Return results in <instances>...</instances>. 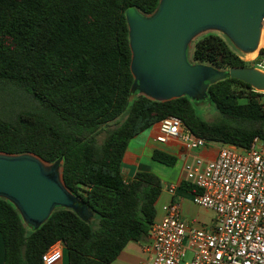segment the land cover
Segmentation results:
<instances>
[{
  "label": "trees",
  "instance_id": "obj_1",
  "mask_svg": "<svg viewBox=\"0 0 264 264\" xmlns=\"http://www.w3.org/2000/svg\"><path fill=\"white\" fill-rule=\"evenodd\" d=\"M159 2L0 0V152L60 160L65 185L93 212L85 221L56 207L34 228L0 197L3 264H43L42 254L56 241L68 250V264H110L130 240L146 239L161 180L144 170L126 179L121 164L130 140L164 117H179L208 142L247 147L256 136L264 139V92L239 79L208 86L217 120L204 119L187 95L159 101L131 93L125 12L152 14ZM192 57L221 68L250 66L216 32L194 41ZM152 158L175 163L161 150ZM180 187L197 191L186 181Z\"/></svg>",
  "mask_w": 264,
  "mask_h": 264
},
{
  "label": "water",
  "instance_id": "obj_2",
  "mask_svg": "<svg viewBox=\"0 0 264 264\" xmlns=\"http://www.w3.org/2000/svg\"><path fill=\"white\" fill-rule=\"evenodd\" d=\"M134 76L131 93L165 101L187 95L206 99L210 84L227 77L264 92V71L191 63L187 51L202 33L222 32L238 51L257 48L264 27V0H160L152 14L125 12ZM0 197L12 202L25 224L39 227L56 207L90 221L93 212L65 185L61 161L33 153L0 152Z\"/></svg>",
  "mask_w": 264,
  "mask_h": 264
},
{
  "label": "built area",
  "instance_id": "obj_3",
  "mask_svg": "<svg viewBox=\"0 0 264 264\" xmlns=\"http://www.w3.org/2000/svg\"><path fill=\"white\" fill-rule=\"evenodd\" d=\"M156 124L157 142L177 139L187 150L183 180L197 189L193 201L212 209L215 219L189 226L177 201L163 204L162 217L148 230L152 256L144 264H264V139L256 136L247 147L208 142L174 115ZM215 145L213 158L199 154ZM177 188L172 184L168 191L174 195ZM63 250L61 241L53 243L41 256L43 264H58Z\"/></svg>",
  "mask_w": 264,
  "mask_h": 264
},
{
  "label": "crops",
  "instance_id": "obj_4",
  "mask_svg": "<svg viewBox=\"0 0 264 264\" xmlns=\"http://www.w3.org/2000/svg\"><path fill=\"white\" fill-rule=\"evenodd\" d=\"M157 124L135 135L129 142L124 153L121 171L126 179L133 177L139 170L156 173L161 180V193L155 202L156 215L154 220L162 217L161 206L171 201H177L183 218L189 226L203 227L211 224L215 219L212 209L198 205L193 201V193L180 187L183 180V163L189 158L187 150L177 139H168L160 143L155 139ZM216 145L208 146L199 151L205 158L216 155ZM154 150H161L175 158L173 165H166L152 158ZM177 185L174 195L170 194V185ZM151 237L147 235L143 241L130 240L118 256L110 264H144L152 256L150 250ZM5 248L0 233V264L4 263ZM58 264H68V250L64 247L63 257Z\"/></svg>",
  "mask_w": 264,
  "mask_h": 264
},
{
  "label": "rangeland",
  "instance_id": "obj_5",
  "mask_svg": "<svg viewBox=\"0 0 264 264\" xmlns=\"http://www.w3.org/2000/svg\"><path fill=\"white\" fill-rule=\"evenodd\" d=\"M216 33L220 34L223 38H225L227 40V42L230 44V46L242 57V54L240 51H238L234 46L233 44L230 42V40L226 37V35H224L222 32H219V31H215ZM205 33H202V34H199L190 44V47L187 51V57L189 59V61L191 63H196V62H202V61H196L193 59L192 57V50H193V46H194V41L200 37L201 35H203ZM257 56H258V53H255L253 55H250V56H245V57H242V59H244L245 61H247V63L250 65V66H254V67H257V68H260L261 70L264 71V68L262 66H264V58H261L260 60H257ZM203 63H206V64H210V63H207V62H203ZM135 95V94H133ZM132 96L130 98V101L132 100ZM193 103H194V106L196 108V111L198 114H200L204 119H207V120H217L218 118L221 117V114L219 113V111L215 108V106L208 100V99H202V100H196V99H192ZM241 101H245V99H242ZM124 117V115H121L119 117V120L122 119ZM115 125V123H111L108 127H105V128H110V127H113ZM105 135V130H102L100 135H99V139H102L103 136ZM95 225L97 223V219H93ZM191 257V253L188 251L185 255V260L187 259H190Z\"/></svg>",
  "mask_w": 264,
  "mask_h": 264
},
{
  "label": "bare ground",
  "instance_id": "obj_6",
  "mask_svg": "<svg viewBox=\"0 0 264 264\" xmlns=\"http://www.w3.org/2000/svg\"><path fill=\"white\" fill-rule=\"evenodd\" d=\"M261 47H264V27H262V29H261L260 38L258 41L257 48L253 51H240V52L242 54V57L250 56V55H253L255 53H258V51Z\"/></svg>",
  "mask_w": 264,
  "mask_h": 264
}]
</instances>
